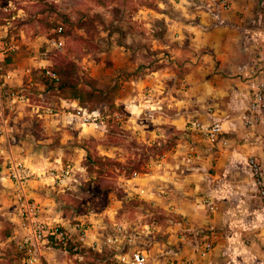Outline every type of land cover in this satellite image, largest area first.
<instances>
[{"label":"rangeland","instance_id":"374dc122","mask_svg":"<svg viewBox=\"0 0 264 264\" xmlns=\"http://www.w3.org/2000/svg\"><path fill=\"white\" fill-rule=\"evenodd\" d=\"M154 1L0 0V32L6 35V40H11L18 47L8 56L9 61L5 60V69L15 70L16 77L22 75L31 102L49 107L54 114L44 124L31 118L30 108L27 106L15 105L5 117L9 141L26 147L25 150L29 154L26 156L30 158L24 163L35 173L50 166L49 163H55V159L73 163L78 171L77 182L73 188L65 192H61L58 188L54 189L45 182H30L33 179L28 182L29 187L33 185L40 188L42 194L50 199L45 202L37 200L40 206L42 205V219L58 221L66 225L75 223L92 211L96 216L103 218L107 227L112 223L125 226L136 235L138 245L148 253L151 252L152 259L157 256L159 261L160 257H164L161 262L165 264V258L168 257L165 247L166 235L154 222L165 226L166 220L153 219V217H161L159 215L163 211L160 209L154 211V207L139 202L132 186L144 187V179L129 184L122 174L126 168L137 163L140 164L142 171L148 172L151 169L149 157L152 156L149 145L152 142H159L160 145H175L177 141L171 129L151 120L149 110H144L141 112L143 128L151 130L152 126H159V133L162 135L155 138L147 131L141 133L135 123L127 120V114L123 109H114L113 116L109 118L108 110L104 105L97 109L96 121L92 122L90 119L84 122L81 119L82 114L77 115L76 110H72L69 103H62L58 95L45 91L39 82L42 75L40 69H50L71 61L77 65L79 75L92 73L96 75L101 86L117 85L116 99H120L129 80L136 78V69L139 71L140 68L152 69L156 64L162 63L170 70L171 63L182 58L174 52L158 53L164 49L166 51L167 48L157 39H163L164 43L169 39L171 43L168 37L171 32L168 30L165 17L169 13L168 16L172 17L175 10L168 6L161 10L154 8L153 10L156 11L144 7L148 3L153 4ZM157 11H163L165 17ZM84 22L90 24L89 32H86L85 27L82 26ZM58 26L62 27L64 34L61 35L62 46L56 48L52 45L51 39L56 38L53 30ZM259 40L260 45H257V49L263 51L264 37ZM174 51L177 52L176 49ZM171 56L174 57L172 60L169 58ZM260 56L257 54V58ZM26 69L32 71L33 84L30 86H25L28 80L24 75ZM142 73H147V70H143ZM179 77L180 75L173 82V78L171 80L163 75L165 87L179 84ZM144 95L147 97L146 94ZM164 96L166 97L165 93ZM245 102L246 100L238 109H233L234 113L239 114ZM69 114H74L75 118ZM79 122L84 123L81 125L82 134L74 128ZM233 123L237 124L234 121ZM3 125L4 123L0 121V126ZM244 136L245 133L239 126L236 127L234 134L229 132L226 135L230 141L229 146L223 151L225 155L227 154L226 161L232 165V168L220 172L222 178L227 181V190L233 191L230 192L232 196L226 203V210H232L237 216L234 229L240 241L238 240L236 245L238 248L240 244L242 252L232 255L234 264H247V247L253 246L261 255L264 252V207L254 195L250 175L244 166V159L249 154L256 153L258 144L254 142V137V139L250 138L251 141L247 146H242L247 137ZM185 140L190 146L199 145L193 143L191 139L185 138ZM201 148L205 149L203 155H209V162L213 166L217 157L223 152L205 146ZM31 149H36L38 152L32 154ZM4 155L0 153V169L6 159ZM104 157L110 158L109 162H106ZM148 159L146 166L142 165ZM179 160L193 164V160L188 157L179 156ZM112 161L120 163L122 167L111 164ZM87 167L91 170L89 171ZM98 171L101 172L99 176ZM96 177H98V185L102 188L103 185H111L113 191L103 197L94 194L91 181ZM137 177L147 176L140 174ZM17 230L11 207L9 184L6 180L0 179V264H18V252L15 247V241L19 237ZM6 232L8 237L5 236ZM154 242L160 245L163 243L162 249H159L160 246L157 244L155 247L159 250L153 248ZM43 252L48 264H106L110 257L108 250L102 254L80 250L78 255L65 254L59 248L44 249ZM225 259L230 260V257Z\"/></svg>","mask_w":264,"mask_h":264},{"label":"crops","instance_id":"0c3cea01","mask_svg":"<svg viewBox=\"0 0 264 264\" xmlns=\"http://www.w3.org/2000/svg\"><path fill=\"white\" fill-rule=\"evenodd\" d=\"M219 1L155 0L153 4L144 5L151 11H156L153 10L154 8L161 10L165 6L175 10L172 17L168 16L170 13L165 17L163 11H157L166 18L168 30L171 32L168 35L171 43L169 39L167 43H164L163 39H157L161 40L160 42L167 48L166 51L164 49L158 53L172 54L174 52L181 56L182 60L171 63L173 72L162 63L156 64L152 69L140 68V71L136 69V78L129 80L120 99H116L117 85H108L109 88L117 89L114 93V105L120 108L114 109H123L127 114V120L135 123L141 133L147 131L155 138L162 135L159 133V126H152L151 130L143 128L141 112L149 110L151 120L171 129L177 141L175 145H160L159 142H152L149 145L153 149L152 156L149 157L151 169L148 172H134L129 178L122 174L126 183L129 184L135 180L144 179V187L132 186L139 202H145L154 207V211L159 209L163 211L159 215L161 217H153V219L166 220L165 226L154 222L166 235L165 247L168 257L165 258V264H182L183 260H193L196 264H234L232 255L242 252L240 244L237 248L240 239L234 229L237 216L232 210H226V203L232 196L230 192L233 191L227 190V181L220 174L221 171L232 168V165L226 161L227 154L225 155L224 151L220 153L213 166L209 162V155H203L206 152L205 149L195 146L191 150L190 143L185 140L187 137L184 131L186 123L193 117H199L203 121L210 120L212 116L205 113V107L212 106L213 118L222 122L227 134L229 132L234 134L236 127L239 126L247 136L242 146H247L251 141L247 131L241 127L239 114L234 113L233 109L241 106L246 94V81L238 75V68L253 61L257 58V54L262 53V50L257 49V45H260L259 38L264 37V30H262L264 23L260 18V0H225L230 4L229 9L225 11L219 8ZM175 49L177 52L174 51ZM169 58L172 60L174 57ZM176 64L177 67H175ZM176 69L181 70L180 73H177ZM143 70H147V73L143 74ZM12 71L15 74V83H22L24 87L22 75L16 77L15 70ZM176 73L180 75L179 84L165 87L162 76L165 75L171 80L173 78L175 82L178 77ZM24 75L28 77L25 86L32 85V77L27 75L26 70ZM89 76L96 79L95 74L90 73ZM60 101L64 104L69 103L72 110L83 108L76 100L60 97ZM21 106L30 108L31 118L44 124L54 115L53 112L52 114L47 112L49 107L33 103L31 99L29 105ZM114 109L107 108V117L113 116ZM97 111V109L93 110V112ZM69 115L75 118L74 114ZM61 117L63 121L64 116ZM5 122L6 119L3 122L4 125L0 126V153H4L6 158H16L26 162L30 158L26 156L29 155L26 147L9 141ZM81 125L84 123L79 122L74 126L76 130H79V134L83 132ZM31 152L36 154L38 151L31 149ZM194 155H199L200 158L197 160ZM179 156L188 157L193 160V164L179 160ZM169 158L171 159L168 160ZM54 161L56 162L49 163L51 165L48 167H57L64 163L60 159ZM148 161L149 159L142 165L146 166ZM140 174L147 177L138 178L137 175ZM1 175L0 172V177ZM39 181L52 187L48 181L41 178L35 177L30 182L38 183ZM252 188L254 191L253 184ZM27 194L36 202L50 200L42 194L40 188L33 185L32 187L27 185ZM203 201L212 203L215 210L210 211L206 205H201ZM204 241H210L212 249L206 256L200 257ZM155 244L157 243L152 244L153 248L162 249L163 243L157 244L160 246L159 249L155 247ZM247 249V264H264V252L261 255L253 246ZM148 255L149 264H164L161 262L164 257H160L161 259L157 261L158 257L152 259L150 251ZM227 257H230V260H224ZM44 259L47 261L45 257Z\"/></svg>","mask_w":264,"mask_h":264},{"label":"built area","instance_id":"2783aa9c","mask_svg":"<svg viewBox=\"0 0 264 264\" xmlns=\"http://www.w3.org/2000/svg\"><path fill=\"white\" fill-rule=\"evenodd\" d=\"M218 6L221 10L229 9L230 4L220 0ZM260 18L264 23V0H260ZM1 30V29H0ZM61 26L53 30L56 38L51 39L54 47L62 46ZM18 47L6 40V35L0 32V121H5V113L12 110L15 105H29V96L22 83L16 84L14 72L5 69V60L15 52ZM259 58L238 68V75L246 81L245 104L239 113L241 127L247 131L250 138L255 137L258 144L256 153L245 158V167L250 175L254 192L259 202L264 206V50ZM261 63V64H260ZM263 70H262V68ZM85 69V68H84ZM30 69H26L31 76ZM41 74L51 79L56 75L48 68L40 69ZM52 114V109H47ZM81 119L92 122L98 118V112H88L85 108L76 109ZM205 113L212 116L208 121L199 117L191 118L184 128L185 136L198 146L215 148L223 151L229 146L227 130L220 120L214 119V108L205 107ZM258 134V135H257ZM197 146L191 145V150ZM199 159V155H194ZM0 179L9 184L11 207L18 228L19 237L15 247L19 254L18 264H48L43 257L44 249H68L78 255L80 250H87L102 254L108 250L110 257L106 264H149L147 251L138 245L137 237L129 229L119 223H112L110 227L104 224L102 217L96 216L92 211L82 219L72 224H62L58 221H46L41 217L42 209L38 202L27 194L28 182L32 177L48 181L52 187L61 192L69 191L77 182V169L71 162H64L57 167H48L40 173H35L21 160L6 158L2 162ZM210 211L215 207L212 203L201 202ZM110 229V230H109ZM212 249L210 241H204L200 257L206 256ZM81 258V257H80ZM182 264H196L193 260H183Z\"/></svg>","mask_w":264,"mask_h":264},{"label":"trees","instance_id":"16d2710c","mask_svg":"<svg viewBox=\"0 0 264 264\" xmlns=\"http://www.w3.org/2000/svg\"><path fill=\"white\" fill-rule=\"evenodd\" d=\"M82 26L85 27V31L89 32L90 24L87 22L82 23ZM62 34H64L62 32ZM8 62L9 59H6ZM56 75V79H51L48 76L42 74L40 83L44 87V90L47 92L55 93L59 97L64 99L76 100L79 106L85 108L88 111H93L98 109L100 106H106L109 109L120 108L115 107L114 105V93L116 92V87L109 88L108 85H99L97 79L90 77L89 75H79L78 67L74 62L68 61L64 62L61 65H56L50 68ZM155 149V147H154ZM153 150L150 147V151ZM106 162H109V159L104 157ZM90 159V157H88ZM99 162V161H97ZM121 168L122 165L116 161H112ZM109 164V163H108ZM90 171L91 168L87 167ZM143 172L140 164L137 163L130 168H126L124 171V176L126 178L131 177L133 173ZM101 172L98 171V176ZM93 190L92 192L98 196H105L106 194L113 191L111 185H103V188L98 185V177L93 179ZM5 236L8 237V232L5 233ZM68 252L73 254L71 249H68ZM19 258V254L17 256Z\"/></svg>","mask_w":264,"mask_h":264}]
</instances>
